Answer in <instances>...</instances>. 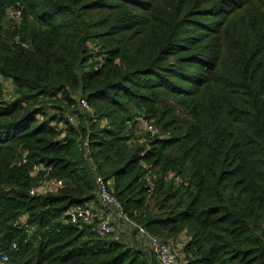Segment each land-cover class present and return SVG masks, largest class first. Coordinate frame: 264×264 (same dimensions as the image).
<instances>
[{
	"label": "trees",
	"instance_id": "obj_1",
	"mask_svg": "<svg viewBox=\"0 0 264 264\" xmlns=\"http://www.w3.org/2000/svg\"><path fill=\"white\" fill-rule=\"evenodd\" d=\"M97 175L183 264H264V0H0V264H159L64 216Z\"/></svg>",
	"mask_w": 264,
	"mask_h": 264
},
{
	"label": "built area",
	"instance_id": "obj_2",
	"mask_svg": "<svg viewBox=\"0 0 264 264\" xmlns=\"http://www.w3.org/2000/svg\"><path fill=\"white\" fill-rule=\"evenodd\" d=\"M17 15L18 11H15L14 16ZM4 89V95L9 97L10 95L7 87L4 86ZM78 102L82 108L88 107L85 98L79 97ZM69 120L72 122L71 117ZM148 129L153 133L155 132L151 126H148ZM23 161L25 160L23 159ZM42 168L43 167L39 164H34L32 170L33 172H36ZM94 180L96 185V196L99 202L97 204L88 203L85 207H71L64 213V216L71 222H95V231L104 236L112 231V223L114 222L112 214H122L121 202L110 190L108 182L103 180L100 175L95 176ZM63 185L64 182L61 179L50 177L41 181L40 184L32 185L29 189V193L31 195H41ZM134 228L136 233L145 239L148 250L155 256L159 264H183L182 255L178 249L180 246L173 247L167 240L150 233L142 225H134ZM0 260L4 263L8 261V256L1 248Z\"/></svg>",
	"mask_w": 264,
	"mask_h": 264
},
{
	"label": "crops",
	"instance_id": "obj_3",
	"mask_svg": "<svg viewBox=\"0 0 264 264\" xmlns=\"http://www.w3.org/2000/svg\"><path fill=\"white\" fill-rule=\"evenodd\" d=\"M112 216L114 218V221L118 219V225L120 226V229L118 230L119 234L117 237L128 244H136V241H138V244H140V237L137 234H133L129 231L130 228L133 229L134 226H131L129 223H125L129 221L127 217H125L124 215L122 216L120 214H117V218L114 214H112ZM179 238L181 239L180 241H182V238L180 236Z\"/></svg>",
	"mask_w": 264,
	"mask_h": 264
},
{
	"label": "rangeland",
	"instance_id": "obj_4",
	"mask_svg": "<svg viewBox=\"0 0 264 264\" xmlns=\"http://www.w3.org/2000/svg\"><path fill=\"white\" fill-rule=\"evenodd\" d=\"M138 128H139V127H138ZM116 218H117V217H116ZM117 224H118V222L116 223V225H117ZM117 228H118V227H117ZM132 230H133V229H132V228H130V230H129V231H130L131 233L135 234L134 232H132ZM117 231H118V229H117ZM177 240H179V241H180L181 239L178 237V238H177Z\"/></svg>",
	"mask_w": 264,
	"mask_h": 264
}]
</instances>
